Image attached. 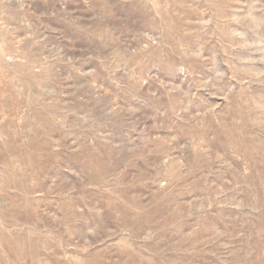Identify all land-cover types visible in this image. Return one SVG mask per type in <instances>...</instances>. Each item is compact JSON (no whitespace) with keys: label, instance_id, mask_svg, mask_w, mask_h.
Wrapping results in <instances>:
<instances>
[{"label":"rangeland","instance_id":"rangeland-1","mask_svg":"<svg viewBox=\"0 0 264 264\" xmlns=\"http://www.w3.org/2000/svg\"><path fill=\"white\" fill-rule=\"evenodd\" d=\"M0 264H264V0H0Z\"/></svg>","mask_w":264,"mask_h":264},{"label":"bare ground","instance_id":"bare-ground-1","mask_svg":"<svg viewBox=\"0 0 264 264\" xmlns=\"http://www.w3.org/2000/svg\"><path fill=\"white\" fill-rule=\"evenodd\" d=\"M211 1V0H210ZM157 3H158V0H157ZM156 4V3H155Z\"/></svg>","mask_w":264,"mask_h":264}]
</instances>
